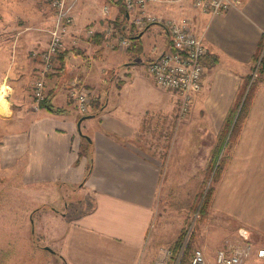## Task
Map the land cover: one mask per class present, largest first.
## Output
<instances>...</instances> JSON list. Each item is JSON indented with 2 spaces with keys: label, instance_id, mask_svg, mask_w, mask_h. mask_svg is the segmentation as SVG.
<instances>
[{
  "label": "crops",
  "instance_id": "crops-1",
  "mask_svg": "<svg viewBox=\"0 0 264 264\" xmlns=\"http://www.w3.org/2000/svg\"><path fill=\"white\" fill-rule=\"evenodd\" d=\"M147 12L159 20L136 37L140 49L115 48L122 56L108 65L100 59L115 50L106 30L119 19L131 38L129 29H137L133 13L117 0H76L66 49L56 58L57 70L46 79L48 101L69 108L62 113L35 108L32 95L21 102L8 99L21 72L11 68V51L12 58L0 64V88H10H4L8 112L0 114V264H150L145 242L163 164L141 135L150 119L165 118L178 102L147 71L148 62L171 45L165 22L190 18L208 47L204 61L218 60L204 64V86L193 101L191 118L176 125L178 133L190 123V130L200 136L192 153L209 155L211 147L202 141L216 138L225 127L243 80L261 55L264 0H241L239 6L213 16L200 12L190 0L150 4ZM3 23L0 20L1 50L7 48ZM90 27L105 36L102 43L86 36ZM73 80L91 91L92 116L79 128L81 114L67 104ZM225 153L211 215L220 214L224 242L230 238L264 247V83L255 90L239 137ZM200 160L204 166L206 159ZM35 189L40 192L29 195ZM69 193L80 195L72 200ZM72 203L76 210H71ZM209 262L206 259V264H216L215 256ZM244 264H264V257L254 253Z\"/></svg>",
  "mask_w": 264,
  "mask_h": 264
},
{
  "label": "rangeland",
  "instance_id": "rangeland-1",
  "mask_svg": "<svg viewBox=\"0 0 264 264\" xmlns=\"http://www.w3.org/2000/svg\"><path fill=\"white\" fill-rule=\"evenodd\" d=\"M117 1L121 2V0ZM54 18L55 11L47 0H0V20H4L3 28L5 29V36L7 37V48L1 50L0 46V64L7 63L6 58H12L10 52L8 53V51H11L14 53L13 56L16 57L15 61L14 57L12 58L11 68L14 69V73L21 72V75L18 73V84H15L14 88L11 87L12 89L8 94V99H16L17 102H21L31 97L32 84L38 75V67H36L37 64L35 66L32 52L44 48L47 45L50 29L54 24ZM117 20L115 24L121 27L123 21ZM139 30L141 29H138V31L129 29V32L130 34H136ZM126 35L129 36L127 32ZM136 42H138V39H136ZM112 49L115 51L108 56L105 55L104 58L100 59L101 62H107L108 65H112L113 62L120 59L123 52L115 48ZM133 51L138 52L136 49ZM258 60L259 56L251 67L248 76L250 80L248 78L243 80V84L248 82L245 87L246 89L242 85V90L241 88L239 90V93H243V97L238 108L234 107L235 113L233 115L235 117L232 118L233 124L230 126V131L228 130L229 136H231L232 125H234L239 115L242 99L246 96L247 92L254 94L255 90L264 83V56L259 63ZM261 69H263V73L260 71ZM252 82H256V84L252 86ZM2 87L3 89L9 88L5 85ZM15 88L17 89L14 91ZM0 91H2V88H0ZM88 91L90 90L88 89ZM68 94L71 100L67 104L73 109L75 108L74 100L70 97L69 91ZM172 100L174 99L172 98ZM59 108L63 110L69 109L61 106ZM191 108L187 115L181 117L179 115L178 102L175 103L173 109L166 113L165 118H158L157 121L150 119V124L143 130L144 134L141 135V138H145L141 141L149 143L150 148H154L159 153L158 158L163 164L158 197L155 204V217L149 227L145 242V249L147 250L150 264H155L156 261L165 255L167 250L171 252L169 264H179L189 243L191 245L189 249L190 256L194 250L201 249L206 256L207 263L209 261L212 262L216 255L215 251L224 244L226 238L222 234L220 214L213 212L211 215L212 212L210 210L213 204L212 200L214 198L215 188H217V184L221 179L220 175L219 179L215 180V175L220 163L221 165H225L227 160L226 153L224 155L225 149L231 147L239 137L246 117L239 123L238 133L233 137H227V141L219 155V160L211 168V150L217 142L218 135L215 136L216 138L211 139L208 137L202 141L208 147L210 146L211 150L209 151V155H201L206 159L205 165L201 166L203 165L200 160L201 156L198 157L192 153V150L196 149V140L200 136L192 132L193 130H190V123L182 125L183 128L177 133L178 129L176 125L187 122L188 118H191ZM80 118L81 115L78 117L77 125ZM195 118H203V114L201 117L196 116ZM200 139L198 142H200ZM172 145H174V148ZM181 150L184 152L179 154ZM197 157L199 161L195 162L198 159ZM213 187L214 192L211 197L210 207L207 208V215L203 217L201 216V208L206 196L210 192L212 193ZM37 192L40 191L35 189L29 195L35 196ZM79 195V193L74 195L68 194L72 200ZM72 205L74 204L72 203L70 205L71 210H76ZM59 206L64 207L61 203ZM48 207L50 208L51 206L48 205ZM251 245L257 247L253 244Z\"/></svg>",
  "mask_w": 264,
  "mask_h": 264
},
{
  "label": "built area",
  "instance_id": "built-area-1",
  "mask_svg": "<svg viewBox=\"0 0 264 264\" xmlns=\"http://www.w3.org/2000/svg\"><path fill=\"white\" fill-rule=\"evenodd\" d=\"M55 11L54 24L50 29L49 41L44 48L34 50L32 58L37 60L38 75L32 84L34 107L47 98L46 79L49 73L56 70V58L66 49V35L73 25V9L76 0H47ZM184 0H121L128 13H133L132 22L138 29L158 21V17L147 12L150 4H170ZM193 6L202 13L210 15L222 14L229 9L239 6L241 0H190ZM105 16L109 14V6L103 7ZM171 45L157 57L148 62L147 71L160 88L170 91L178 98L179 115L184 117L189 112L195 97L201 92L205 80V65L203 58L208 53L203 35L198 34L190 18L181 17L165 22ZM93 28H87L85 34L91 38L95 33ZM106 39L112 48L130 49L132 40L114 25L106 30ZM264 56V45L258 63ZM70 97L74 100L75 108L81 115L91 111L90 91L77 80L70 86ZM256 254L264 257V247H253L248 242H234L227 239L217 249L216 264H244L248 258ZM171 252L155 264H169ZM190 264H206V257L201 249L193 251Z\"/></svg>",
  "mask_w": 264,
  "mask_h": 264
},
{
  "label": "trees",
  "instance_id": "trees-1",
  "mask_svg": "<svg viewBox=\"0 0 264 264\" xmlns=\"http://www.w3.org/2000/svg\"><path fill=\"white\" fill-rule=\"evenodd\" d=\"M116 22V21H115ZM115 22L113 23V25L115 26V28L117 29V30H119V31H122V32H124L125 34H126V31H125V29H123V26L121 25V27L119 26H117V24H115ZM147 27V26H146ZM145 27V28H146ZM135 29V31H138L136 28H134ZM144 29V28H143ZM143 29H141L139 32H137L136 34H134V35H132V37H131V39H132V42H133V46L135 45H137V43H139V42H136V37L138 36V34L143 30ZM104 35L103 34H99V33H95L93 36H92V38H91V40L93 41H96V43H102V41H103V39H104ZM97 38V39H96ZM132 45H131V47H132ZM137 47H139V49H140V44H138L137 45ZM62 53V52H61ZM209 57H210V55L209 56H207V59H209ZM203 63L205 64V65H210V64H214V63H216V62H218V60H217V58L215 57V59L214 60H211V61H209L208 62V60L207 61H204V58H203ZM262 73H263V69H261L260 70ZM249 80H250V78H248ZM248 84V82H246V84H242L243 86H244V88L246 87V85ZM254 84H256V82H252V86L254 85ZM241 85V86H242ZM243 86H242V88H243ZM242 88H241V90H242ZM246 89V88H245ZM252 89V88H251ZM238 100H237V102H236V104H235V107L236 108H238V106H239V103L241 102V98L243 97V93H239L238 92ZM252 96H253V93H251V92H247V94H246V96H244V98L242 99V105H241V109H240V112H239V115H238V117L236 118V121H235V123H234V125H233V128H232V132H231V136H229V137H233V136H235L237 133H238V127H240V126H238L239 125V123L243 120V119H245V117H247V115H248V113H249V110H250V106H251V102H252ZM92 103L94 104V103H96L98 106L100 105L99 104V100H94V101H92ZM40 107H42V108H44V109H46L47 111H49V112H54V113H62V112H64L65 110H63V109H61V108H59V107H55L54 105H52L49 101H48V98H46L45 100H43L41 103H40ZM235 112H234V108L231 110V112H230V114H229V116H227V118H226V123H225V127H223V129L218 133V137H217V142L215 143V145H214V147H213V149L211 150L212 152H211V159H210V162H211V164H210V166H211V168H213V166H215V164H216V162L219 160V155L221 154V151H222V149H223V147H224V145H225V143H226V141H227V135H228V129L230 128V126H231V124L233 123V120H232V118H234L235 117V115H233ZM226 129V130H225ZM236 129V130H235ZM92 160V159H91ZM91 168H92V161L90 162V164H89V167H88V170H87V173L85 174V178H87L88 177V175H89V173H90V171H91ZM222 169H223V165H221V163H220V165H219V167L217 168V171H216V175H215V180H218L219 179V176L221 175V171H222ZM213 192H214V187H213V189H212V193L210 192L209 193V195H207L206 196V199H205V201H204V203H203V205H202V208H201V216H206L207 215V208H209L210 207V202H211V197H212V194H213ZM191 248V245H190V243H189V245L187 246V248L185 249V252L183 253V255H182V257H181V259H180V261H179V264H190V262H191V258H192V255L190 256V254H189V249ZM193 254V253H192ZM175 257V256H174Z\"/></svg>",
  "mask_w": 264,
  "mask_h": 264
},
{
  "label": "bare ground",
  "instance_id": "bare-ground-1",
  "mask_svg": "<svg viewBox=\"0 0 264 264\" xmlns=\"http://www.w3.org/2000/svg\"><path fill=\"white\" fill-rule=\"evenodd\" d=\"M8 101H7V98H6L5 89H2V91H0V114L8 112V109H9L8 108V106H9Z\"/></svg>",
  "mask_w": 264,
  "mask_h": 264
},
{
  "label": "water",
  "instance_id": "water-1",
  "mask_svg": "<svg viewBox=\"0 0 264 264\" xmlns=\"http://www.w3.org/2000/svg\"><path fill=\"white\" fill-rule=\"evenodd\" d=\"M91 116H92V115H88V114L83 115V116L80 118V120H79L78 126L80 127L81 121H82L83 119H85V118H89V117H91ZM240 233H241V235H242L244 238H247V231H246L245 229H241V230H240ZM46 249L51 250L50 247H48V246H46Z\"/></svg>",
  "mask_w": 264,
  "mask_h": 264
}]
</instances>
